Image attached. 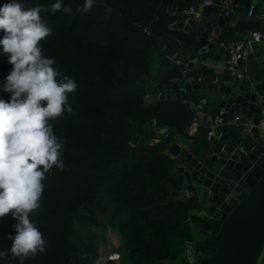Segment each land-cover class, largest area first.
Here are the masks:
<instances>
[{"label":"trees","instance_id":"trees-1","mask_svg":"<svg viewBox=\"0 0 264 264\" xmlns=\"http://www.w3.org/2000/svg\"><path fill=\"white\" fill-rule=\"evenodd\" d=\"M197 1L97 0L84 13L76 11L83 0H64L72 13H42L52 28L41 42L43 55L54 58L61 76L72 77L78 87L69 94L73 111L51 122L64 145L65 167L54 166L46 174L41 207L32 216L48 243L43 253L25 259L24 264H86L88 256L98 255L99 234L95 230L80 234L77 226L83 224L117 234L119 264H189L186 241L194 242L203 256L214 253V244L192 228V224L210 227L195 215L193 203L180 196L184 183L177 167L186 153L208 162L206 154L214 139H207V125L200 124L194 136H188L186 129L197 119L202 99L204 112L215 115L218 107L201 88L187 94L191 111L183 100L145 101L148 95L171 90L183 93L182 73L167 55L184 57L201 47L197 27L177 26L188 19L182 9ZM236 1L243 16L236 27L221 32L214 45L232 41L247 30L264 31V21L247 17L248 0ZM52 2L25 0L27 7ZM217 12L218 7L211 6L205 16ZM214 18L215 25L218 18ZM213 26L205 24L204 32ZM248 63L255 71L253 58ZM10 70L6 55L0 53V83ZM200 76L202 84L212 72L199 65L187 77L197 83ZM259 78L264 81V72L255 80ZM261 93L264 98V89ZM0 98L7 100L9 94L0 90ZM153 127L159 137L151 135ZM164 135L168 141L161 139ZM173 142L180 146L177 156L169 153ZM14 223L10 214L0 218V250L10 247L7 237L14 234ZM0 264L19 261L9 255Z\"/></svg>","mask_w":264,"mask_h":264},{"label":"clouds","instance_id":"clouds-1","mask_svg":"<svg viewBox=\"0 0 264 264\" xmlns=\"http://www.w3.org/2000/svg\"><path fill=\"white\" fill-rule=\"evenodd\" d=\"M97 0H83L76 11L87 13ZM72 13L64 0L50 5L27 7L25 0H5L0 4V53L6 55L11 70L0 83L9 94L0 98V218L14 219L13 233L8 234L10 247L0 250V261L10 255L24 264L25 259L43 253L48 243L32 219L41 207L43 181L53 167H65L63 143L51 123L65 112L73 111L69 94L77 83L61 76L56 61L43 55L42 41L52 34L42 13ZM108 12L111 9H107ZM118 255L101 258L118 260ZM254 264H264V250Z\"/></svg>","mask_w":264,"mask_h":264},{"label":"water","instance_id":"water-1","mask_svg":"<svg viewBox=\"0 0 264 264\" xmlns=\"http://www.w3.org/2000/svg\"><path fill=\"white\" fill-rule=\"evenodd\" d=\"M191 2L188 0L189 4ZM250 3L248 0L245 5ZM209 9L205 7L204 13ZM196 24L201 47H211L226 29L223 16H218L217 26L209 34L204 32L202 21L196 23L189 19L177 26L190 29ZM191 66L189 63L187 68ZM252 84V88L250 83L246 88L225 87L215 84L210 76L203 84L188 77L179 83L182 94L171 90L167 94L145 97L146 102L183 100L191 111L187 94L193 89H207L222 94L219 108L239 113L252 123V127L233 126L236 128L233 132H228L227 128L215 132L208 162L186 153L184 162L177 167L185 183L182 190L197 208L195 215L210 227L206 230L192 224V228L215 246L213 254L197 255L199 264H254L264 250V134L258 128V94L264 89V82ZM157 130L153 127L151 135L159 137ZM161 139L168 141L169 138L164 135ZM137 141L138 138L134 142ZM169 153L172 156L180 153L178 143L171 144Z\"/></svg>","mask_w":264,"mask_h":264},{"label":"built area","instance_id":"built-area-1","mask_svg":"<svg viewBox=\"0 0 264 264\" xmlns=\"http://www.w3.org/2000/svg\"><path fill=\"white\" fill-rule=\"evenodd\" d=\"M252 1V0H251ZM217 6L218 12L211 17H206L204 13L205 7ZM260 9V10H259ZM259 11L254 14L257 10L256 5H253L252 2L249 5V10L247 13L248 17L256 16L258 19H264V9L259 7ZM182 14L188 16V19L185 23L192 19L196 23L202 21L203 28L205 24L214 25V17L223 16L227 18H232L234 14V0H199L195 5H190L187 8L182 9ZM214 18V19H213ZM214 29V26H213ZM213 29L209 32L212 33ZM208 33V34H209ZM263 46V49L258 53V47ZM220 47L225 52V58L222 62V65L216 67V72H230V74L237 80L247 82L246 76L247 72V62L250 58L254 59L255 67L259 70H264V31L259 30H248L243 37L237 40L228 41L226 43H220ZM205 47H200L196 52L187 53L184 57H179L177 54L167 55V59L175 66H177L184 79L188 78V73L191 68L202 66L203 61V50ZM241 62V64H239ZM191 63L192 66L190 69L187 68V65ZM220 76H215L212 80L215 84L219 85ZM201 80V76L197 78V83ZM249 83V81L247 82ZM149 96V95H148ZM258 106H259V130L264 134V98L258 94ZM200 123L197 119L190 121L186 133L188 136H194L197 133ZM227 126H249L252 127L250 123L244 116L239 113L234 115H229L228 112L220 108L216 115L211 120V123L207 126V139L211 140L214 138V134L220 129ZM186 260L189 264H196L197 255L199 254L194 248V242L186 241L184 244ZM84 256H86L84 254ZM89 260L86 264H98L96 257L88 256ZM115 264H119L118 260H114Z\"/></svg>","mask_w":264,"mask_h":264},{"label":"crops","instance_id":"crops-1","mask_svg":"<svg viewBox=\"0 0 264 264\" xmlns=\"http://www.w3.org/2000/svg\"><path fill=\"white\" fill-rule=\"evenodd\" d=\"M254 1L255 0H252L251 2H252L253 5H256V7H257V10L254 12V14H256L260 10L259 7L260 8L262 7L264 9V4H263V2H261V0H256V3H254ZM236 4H237V1L235 2V0H234V14H233L232 18L223 17L224 18V22H225L224 25L226 27L225 31L231 30L232 28L236 27V25L238 24L239 20L243 16L241 10L239 9V7L236 6ZM248 18H253V19L258 20V21H264V19H258L255 15L252 16V17H248ZM216 26H217V22L214 25V28ZM195 27H197V24L195 25ZM246 32L241 33V34L238 33L237 38L236 39H233V40L240 39L241 37H243L245 35ZM219 36H220V34H219ZM217 41H218V39H217ZM220 43H222V42H220ZM220 43L218 45H214L213 44L211 47H207L206 46L204 48V50H203V56H202L203 61H204V64H202V66H205L206 68H208L212 72V76H210L212 78V80L214 79L215 76H220V78H221L220 80L221 81H219V85L225 86V87H234L236 85L239 86V84H241L242 82H244V80L243 81H239L237 79H234V77L230 74V72H227V71H224L222 73L216 72L215 71L216 68L213 67L214 65H216V67L221 66L222 65V62H223V60L225 58V52L220 47ZM212 47H213L212 51H209L210 48H212ZM262 49H263V46H259L257 52L259 53L260 50H262ZM215 57H219V58L216 59ZM253 61H254V59H253ZM260 71L264 72V70H259L256 67H255V71L254 70L253 71H250V66H249V63L247 62V72H248V74H247L245 80H248L249 81L251 88L253 87V84L252 83L254 81L264 82L262 78H259V79L255 80L256 77H257V75H258V73ZM202 90H206L207 91L206 95L209 98L212 99V100L210 99L212 105L218 107V110H219L220 108L218 106V103H219V101L223 97L222 94H220L218 92L211 91V90H207V89H202ZM261 92L259 93V95L262 94ZM203 104H205V99H202L201 103L197 107V120L199 121L200 124H203V125H207L208 126L211 123V120L214 117V115H210L209 113L204 112L202 110ZM228 114L229 115H234L235 112H233V111L230 110L228 112ZM227 129H228V132H233L236 128L235 127H230V128H227ZM210 150H211V148H210ZM210 150H209V153H210ZM210 155H211V153H210ZM183 183H184V181H183ZM180 196L181 197H187L186 191L181 190Z\"/></svg>","mask_w":264,"mask_h":264},{"label":"rangeland","instance_id":"rangeland-1","mask_svg":"<svg viewBox=\"0 0 264 264\" xmlns=\"http://www.w3.org/2000/svg\"><path fill=\"white\" fill-rule=\"evenodd\" d=\"M254 3H256V0L254 1ZM242 83L246 84V82H242ZM212 139H214V141H215V138H212ZM211 145H212V143L210 144V148H211ZM210 157H211V155L208 152L206 154V158L209 160ZM77 230L80 234H83L85 232H90L91 230H95L98 232V234H99L98 239H97L98 255L96 256L98 261L101 258L106 259L109 256L117 255L115 253V248L119 244L118 236L110 228H91L89 225L83 224V225L77 226Z\"/></svg>","mask_w":264,"mask_h":264}]
</instances>
